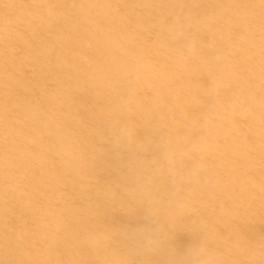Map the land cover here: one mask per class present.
<instances>
[{"label":"rangeland","instance_id":"374dc122","mask_svg":"<svg viewBox=\"0 0 264 264\" xmlns=\"http://www.w3.org/2000/svg\"><path fill=\"white\" fill-rule=\"evenodd\" d=\"M0 264H264V0H0Z\"/></svg>","mask_w":264,"mask_h":264}]
</instances>
